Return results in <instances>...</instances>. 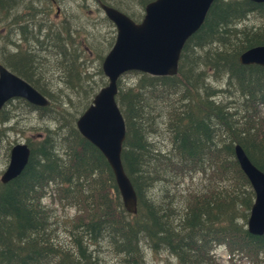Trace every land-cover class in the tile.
Listing matches in <instances>:
<instances>
[{"label": "trees", "instance_id": "trees-1", "mask_svg": "<svg viewBox=\"0 0 264 264\" xmlns=\"http://www.w3.org/2000/svg\"><path fill=\"white\" fill-rule=\"evenodd\" d=\"M13 1L0 0V12H9ZM135 1L144 7L151 0ZM250 16L263 20L248 23ZM263 44L264 2L215 0L184 44L177 74L130 71L137 77L126 87L119 78L116 100L126 127L121 158L137 194L135 214L125 210L103 154L74 118L61 116L65 102L53 109L59 100L33 85L48 106L17 100L42 117L52 115L57 130L28 140L21 174L0 180V264H147L146 249H164L178 264H224L217 246L226 249L229 264L235 256L264 263V234L246 228L254 192L234 153L240 144L264 172V67L238 60ZM14 58L10 69L20 74L24 57ZM7 112L0 110L3 123ZM156 137L166 145L150 143ZM196 178L194 187L179 189ZM153 186L159 190L152 194ZM66 208L75 213L58 214V224L57 212Z\"/></svg>", "mask_w": 264, "mask_h": 264}, {"label": "rangeland", "instance_id": "rangeland-1", "mask_svg": "<svg viewBox=\"0 0 264 264\" xmlns=\"http://www.w3.org/2000/svg\"><path fill=\"white\" fill-rule=\"evenodd\" d=\"M107 1L113 6L114 1L121 3L122 8L118 7V9L136 22L143 18L144 7L137 4L135 0ZM50 2L55 3L50 6ZM54 2L52 0H14L9 12L7 10L0 12L2 20L0 29L4 26L8 30L7 35H4L1 30L0 61H4L5 66L12 68L9 63L13 62L14 55L18 54L15 46L19 43L26 45L28 53L24 55V59H18L17 64L20 67L18 69L35 80L37 85L54 99L56 98L55 100H59L53 101V109H58L63 100L66 108L64 116H61L68 120L70 117L74 118L76 125L83 107L89 106L95 93L108 82L102 70V60L115 40L116 28L105 16L99 0H56ZM262 20L250 16L246 22ZM64 28H68L69 31ZM126 73L121 77L123 80L121 84L124 87L137 77L136 74L126 75ZM206 82L209 84L207 80ZM218 95L223 93L218 92ZM235 95L240 96L238 92ZM241 100H237L236 103L239 104ZM232 105L234 104H229V107L231 111H234L235 108ZM3 108L8 110L9 117L8 121L3 123L1 118L6 115L0 114V130H2L0 133V177L7 167L9 151L14 144L35 140L33 135L41 133L44 136L46 130L52 133L57 130L55 129L57 122L52 115L42 117L38 111H31L28 107L21 105L17 99L10 100ZM209 125L211 128L214 127L212 119ZM157 137L150 143L165 146V140L161 141L160 137L159 139ZM51 141L56 145L54 140L51 139ZM197 181V178L192 179L191 182L186 179L179 184V189H190L196 185ZM156 187L158 186L150 189L153 191L152 194L159 190H156ZM48 201L49 198H46L45 202ZM74 213L73 208H66L64 211L59 210L57 216L58 214L72 216ZM55 220L61 224L60 216ZM57 227L58 230L63 229L61 225ZM214 253L221 262L229 264V254L223 246H217ZM175 258L164 249L156 252L146 249L147 264H178ZM236 260L235 256L234 263L249 264L247 261Z\"/></svg>", "mask_w": 264, "mask_h": 264}, {"label": "water", "instance_id": "water-1", "mask_svg": "<svg viewBox=\"0 0 264 264\" xmlns=\"http://www.w3.org/2000/svg\"><path fill=\"white\" fill-rule=\"evenodd\" d=\"M214 1L151 0L145 5L143 18L139 22L116 7L101 4L105 15L116 28L114 43L102 61V70L108 82L99 89L90 105L77 118L76 126L82 136L106 158L124 208L131 214L137 212V194L121 158L126 127L116 101L117 81L122 74L131 70L155 76L175 75L184 44L202 26ZM238 60L241 64L264 67V44L246 49ZM14 98H23L40 107L49 104L42 93L0 64V109ZM234 153L254 192L246 228L253 235H262L264 172L253 164L240 146H235ZM29 156L30 149L26 143L13 145L1 181L6 183L22 172Z\"/></svg>", "mask_w": 264, "mask_h": 264}, {"label": "flooded vegetation", "instance_id": "flooded-vegetation-1", "mask_svg": "<svg viewBox=\"0 0 264 264\" xmlns=\"http://www.w3.org/2000/svg\"><path fill=\"white\" fill-rule=\"evenodd\" d=\"M54 3H51L50 2V6H53ZM1 30H2V32H3L4 35H7L8 34V30H7L6 27L2 26ZM17 53H18L17 54L18 56L24 57V55L28 53V47L26 45H23V44L19 43L17 45ZM2 65L4 67H6L7 69L11 70L9 67L5 66L4 64H2ZM21 73H23V75ZM18 75L20 77H22L23 79H25L27 82H29L31 85H36L37 84L35 80H33L31 77L27 76L26 73L24 74V72H21L20 71V74L18 73Z\"/></svg>", "mask_w": 264, "mask_h": 264}, {"label": "bare ground", "instance_id": "bare-ground-1", "mask_svg": "<svg viewBox=\"0 0 264 264\" xmlns=\"http://www.w3.org/2000/svg\"><path fill=\"white\" fill-rule=\"evenodd\" d=\"M34 1V0H33ZM52 1H56V0H52ZM252 1V0H251ZM32 3V2H31ZM99 3H100V6H101V4L103 3L102 1H100L99 0ZM24 4V3H23ZM27 4V3H26ZM18 6V5H17ZM43 6V5H42ZM11 8V7H10ZM49 10V9H48ZM38 13V12H37ZM13 14V13H12ZM37 15V14H36ZM44 29V28H43ZM17 32V31H16ZM12 34V33H11ZM17 34H19V33H17ZM16 35V34H15ZM14 39V38H13ZM18 40V39H17ZM74 44V43H73ZM2 64V63H1ZM145 73V72H144ZM16 75H18L17 73H15ZM148 74V73H147ZM151 75V74H150ZM19 76V75H18ZM155 76V75H154ZM22 78V77H21ZM23 79V78H22ZM25 80V79H24ZM26 81V80H25ZM27 82V81H26ZM29 83V82H28ZM30 84V83H29ZM42 84V83H41ZM31 85V84H30ZM32 87H34L33 85H31ZM35 88V87H34ZM36 89V88H35ZM36 90H38V89H36ZM39 91V90H38ZM40 92V91H39ZM41 93V92H40ZM44 95V94H43ZM45 96V95H44ZM47 99H49L47 96H45ZM10 100H12V99H10ZM10 100H8L3 106H2V108L10 101ZM1 108V109H2ZM0 109V110H1ZM7 122V121H6ZM238 146H240L242 149H243V147L240 145V144H237ZM236 145V146H237ZM243 151L245 152V150L243 149ZM246 153V152H245ZM247 155V154H246ZM254 164V163H253ZM255 165V164H254ZM261 170V169H260ZM262 171V170H261ZM21 174V172L17 175V176H19ZM16 176V177H17ZM1 178V177H0ZM1 180V179H0Z\"/></svg>", "mask_w": 264, "mask_h": 264}]
</instances>
